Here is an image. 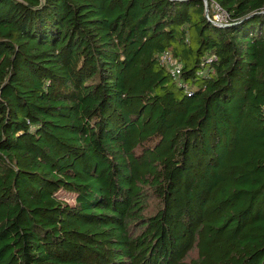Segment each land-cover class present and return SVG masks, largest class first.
<instances>
[{
    "label": "trees",
    "instance_id": "16d2710c",
    "mask_svg": "<svg viewBox=\"0 0 264 264\" xmlns=\"http://www.w3.org/2000/svg\"><path fill=\"white\" fill-rule=\"evenodd\" d=\"M209 1L0 0V264H264V0Z\"/></svg>",
    "mask_w": 264,
    "mask_h": 264
},
{
    "label": "built area",
    "instance_id": "2783aa9c",
    "mask_svg": "<svg viewBox=\"0 0 264 264\" xmlns=\"http://www.w3.org/2000/svg\"><path fill=\"white\" fill-rule=\"evenodd\" d=\"M204 7L205 16L210 23L220 28H225L228 26L230 22L229 15L220 4L214 1L204 0ZM161 60L162 63L168 67L175 79L180 77L182 65L177 59L173 57L172 54L164 53L161 57Z\"/></svg>",
    "mask_w": 264,
    "mask_h": 264
},
{
    "label": "rangeland",
    "instance_id": "374dc122",
    "mask_svg": "<svg viewBox=\"0 0 264 264\" xmlns=\"http://www.w3.org/2000/svg\"><path fill=\"white\" fill-rule=\"evenodd\" d=\"M63 199L69 202H73V199L71 196L64 195ZM160 208H162V206H161V202L159 201V199L156 196L152 197L150 199V202L148 203L147 216L155 215L160 210ZM196 257H197L196 251L192 252L189 255V259H195Z\"/></svg>",
    "mask_w": 264,
    "mask_h": 264
}]
</instances>
